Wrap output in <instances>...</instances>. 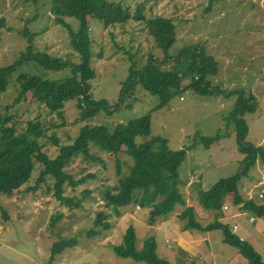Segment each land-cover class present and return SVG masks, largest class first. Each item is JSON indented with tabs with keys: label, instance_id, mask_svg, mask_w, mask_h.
<instances>
[{
	"label": "rangeland",
	"instance_id": "374dc122",
	"mask_svg": "<svg viewBox=\"0 0 264 264\" xmlns=\"http://www.w3.org/2000/svg\"><path fill=\"white\" fill-rule=\"evenodd\" d=\"M107 1L121 5L130 16L126 22L106 26L99 20H89L90 64L95 72L90 81V93L95 99H105L109 110L80 120L79 109L73 100L65 102L59 117L41 104L19 98L18 73L36 74L47 79H60L70 73L68 67L50 70L29 61L17 67L9 78L6 90L0 92V117H11L9 123L15 124L17 132L25 130L29 121L38 119L44 127L38 141L42 150L53 158L58 153L54 139H58L60 144L70 143L83 125L113 128L118 123L149 113L150 134L137 136L136 142L160 136L167 139L170 149H185L186 156L178 170L179 179L185 180V184H179L178 188L185 199V206H189L191 201L197 203L199 189H208L243 166L241 160L245 154L238 150L235 125L225 120L237 98L235 91L251 92L256 97L255 111L244 115L248 127L244 142L264 151V0ZM51 3L52 0H0V67L14 63L29 45L51 57L79 62V54L70 44L68 29L55 21ZM136 13L144 19L162 16L173 20L176 40L168 50L172 55L170 60L185 46L202 47L204 53L217 64V73L208 78L212 85L221 89V93L200 95L186 88L174 95L166 106L157 108V95L140 83L130 88L126 84L128 88L121 94L133 61L135 70H139L151 57L162 60L165 55L148 33L145 21L135 19ZM63 19L72 31L78 29L76 18ZM25 31L28 34L22 35ZM171 63L169 61L165 67H170ZM188 81L184 79L182 85L186 86ZM217 133L223 136L209 146L201 141V137ZM90 151L98 159L91 161L78 156L64 167L76 179L89 175L84 183L75 187L64 184L63 196L67 199L55 198L50 175L45 181L36 182L41 170L36 161L26 183L10 196H0V264H146L118 256L113 248L122 243L125 229L136 220L142 223H137L134 228L136 249H140L143 240L152 234L156 235L160 251H170L171 248L166 249L168 245L171 247L176 243L179 236L185 238L186 229L183 230L178 218L185 206L176 204L172 212L177 218L163 219L158 229L156 226L152 229V225L160 217L162 221L169 213L165 217H157L154 223L147 209L141 210L130 204L120 207V215H117L106 204L104 197L117 187L118 178L128 172L132 159L122 154L121 173L117 174L114 160L104 151L92 144ZM197 183L198 189L194 186ZM237 187L244 200L264 203V163L261 159L240 178ZM78 202L80 205L76 207ZM223 205L216 215L228 208H223ZM236 205L242 207V204ZM133 210L136 214H132ZM99 212L106 215L110 227L107 230L102 228L96 235H89ZM247 212V215L235 219L238 233L256 246L264 260V228H258L260 217ZM251 216L254 222L248 221ZM194 217L196 220L195 212ZM210 219L211 216L199 223L206 226L213 222H207ZM181 221L185 224V220ZM229 223L231 226V220ZM207 237L211 246L203 242L198 248L197 256L203 257L199 261L201 263L210 258V252L218 253L223 239L222 230H209ZM61 238L71 239L75 244L49 261L52 244ZM232 251L237 253L240 261L233 259L228 264H249L238 251ZM218 256L224 262L222 264H227V253L219 252Z\"/></svg>",
	"mask_w": 264,
	"mask_h": 264
},
{
	"label": "trees",
	"instance_id": "16d2710c",
	"mask_svg": "<svg viewBox=\"0 0 264 264\" xmlns=\"http://www.w3.org/2000/svg\"><path fill=\"white\" fill-rule=\"evenodd\" d=\"M51 12L57 23L67 27L70 44L79 54V62L73 63L68 59L51 57L34 50L29 45L14 63L0 67V92L6 90L10 76L15 73L19 65L32 61L50 70L68 67L70 73L60 79L18 73L16 82L19 86V98L28 99L30 103L41 104L59 117L62 116L65 102L73 100L79 109L80 120L90 118L99 111L109 110L105 99H95L90 93V81L95 76V72L90 64L89 20H99L104 26L126 22L130 17L127 9L107 0H52ZM64 17H74L79 21V27L75 32L70 29ZM135 19L145 21L148 33L156 46L163 49L165 55L162 60L151 57L139 70H135L133 61L129 67L127 79L121 87V94L128 87L140 83L150 93L157 95L159 99L157 108L166 106L174 95L186 88L200 95L221 93V89L212 85L208 78L217 73V64L204 53L202 47L185 46L179 49L170 60L172 55H169L168 50L176 40L175 25L171 18L156 16L144 19L142 15L136 13ZM27 34L26 31L22 33V35ZM169 61L172 62L170 67H165ZM184 79H189L186 86L182 85ZM235 92L237 98L225 120L235 125L238 150L245 154L241 160L243 166L235 174L219 179L208 189H199L197 200L203 208L218 211L221 209L224 198L232 195L233 204H242V210L262 217L264 203H257L253 199L244 200L237 187L240 178L247 174L258 159L264 163V151L258 146L244 142L248 130L244 115L255 111L256 97L251 92L246 93L242 90ZM10 120L11 117H0V196H10L26 183L36 161L41 165L36 182H43L50 175L53 180L55 198L67 199L63 196L64 184L75 187L84 183L89 175L76 179L67 173L64 167L78 156L91 161L98 159L90 151V144H92L114 160L117 174L121 173V155L127 154L132 159L128 172L118 178L117 187L114 191L107 192L104 197L106 204L117 215H120V207L135 204L139 207H149V218L154 222L157 217L174 211L176 204L186 205L183 194L178 188L181 183L178 170L185 159V149H170L167 139L160 136H150L140 143L135 140L137 136H149V113L118 123L113 128L105 125H83L70 143L60 144L58 139H54V143L58 146V153L53 158L42 150V145L38 141V138L43 135L44 128L38 119L29 121L22 132H17L15 124L9 123ZM221 136H223L221 133H217L214 136L201 137V141L209 146ZM79 205V202L75 204L76 207ZM4 216L6 217L5 212ZM178 218L185 220L183 229L203 231L221 229L223 242L237 248L249 264H264L260 253L252 244L233 234L227 224L215 220L202 226L195 220L192 206H185L178 214ZM94 226L89 231V235L98 234L102 228L109 229L110 223L106 221L104 213H98ZM69 240L61 238L52 244L49 261H52L66 247L75 244V241ZM113 248L118 256L131 258L134 261H143L146 264H171L157 255L153 236L145 238L142 247L136 249V233L132 225L125 229L122 243ZM188 264L198 263L191 261Z\"/></svg>",
	"mask_w": 264,
	"mask_h": 264
},
{
	"label": "crops",
	"instance_id": "0c3cea01",
	"mask_svg": "<svg viewBox=\"0 0 264 264\" xmlns=\"http://www.w3.org/2000/svg\"><path fill=\"white\" fill-rule=\"evenodd\" d=\"M180 182H181L180 184H182V186H183V184H185V180L184 181L180 180ZM194 186H196L197 189H198L199 184L198 183L194 184ZM194 189L195 188H193V190ZM241 196H242V194H241ZM243 196H245V195L243 194ZM244 198H246V197H244ZM188 204H189V206L193 207L194 212H195V216L197 218L196 220H198V222H200L204 218H207V217L211 216V219L208 220L207 222L216 220V221H218L220 223L227 224L229 226V228L232 227L233 225H236V229L233 231V233L236 236H238L239 238H241L243 241H247L246 238H244L242 233H238V228H237L238 224L235 222V219L247 215L248 212L245 211V210H242L240 205L233 204L232 199H231V195H227L225 197L224 204L227 205L228 208L226 210L222 209V213L220 215H216L215 214L218 211L203 208L198 202L195 203V202L191 201V204L190 203H188ZM136 207L138 209H141V210L142 209H147V214H149L150 208H141V207H139L137 205H136ZM172 213H173V215H170ZM132 214H136L135 210H133ZM174 216H175L174 212H171L166 217L164 216L165 218H162L161 219L162 221H160V218H161L160 217L159 219H157L155 221L156 223L154 222L155 224L152 225V229H153L154 226H156V229H158L159 226L162 224L163 219L167 218V219H172L173 220L174 218H177V217H174ZM121 218H124V217L121 216ZM229 220H231V222H232L231 226H230ZM258 220H259L258 228H259V230H261L262 228H264V216L258 218ZM179 221H180L181 226H183L184 222L181 221V220H179ZM248 221H249V217H248ZM137 223H140V225L142 224L141 222H139V220H136L135 222H132V224H131L133 226V228L136 229ZM204 224L205 223H203L201 225H204ZM184 232H187L186 235H185V238H184V236H179L178 237V241L176 243H173V245L171 247L168 245V247L166 249L171 248L170 251H160V250H158V244H157V241H156V239H157L156 235L152 234L151 236H153L154 239H155L156 252H157L158 256L168 260L171 264H188L191 261H194V262H196L198 264H222L224 262H222V259L219 258V256H218V253L222 252V254H226L227 253L228 260L225 261V263H227V264L229 262H231L233 259L235 261H237V262L240 261L238 259V257H237L238 256L237 253L232 251V250L238 251L237 248H235L234 246H231V245L223 242V240H222L221 241V246H219V248H218V253L210 252L209 255H208V256H210L209 259H205V262H203V263L199 262V261L203 260V257L201 255L197 256L198 255L199 246H201L203 242L207 246H209V247L211 246L210 245V241H209V239L207 237V234H208L209 230L208 231H198L196 229H186V230H184ZM195 232H199V233H195ZM248 242L250 244H252V246L257 250L256 246L253 243H251V241H248ZM197 258H198V260H197ZM237 262H235V263H237Z\"/></svg>",
	"mask_w": 264,
	"mask_h": 264
},
{
	"label": "built area",
	"instance_id": "2783aa9c",
	"mask_svg": "<svg viewBox=\"0 0 264 264\" xmlns=\"http://www.w3.org/2000/svg\"><path fill=\"white\" fill-rule=\"evenodd\" d=\"M261 194H262V193H261ZM261 194H260V195H261ZM226 207H227L226 205H223V208H226ZM249 221H250V222H254V217H252V216L249 217ZM235 229H236V225H233V226H232V232H233Z\"/></svg>",
	"mask_w": 264,
	"mask_h": 264
},
{
	"label": "clouds",
	"instance_id": "9594fccd",
	"mask_svg": "<svg viewBox=\"0 0 264 264\" xmlns=\"http://www.w3.org/2000/svg\"><path fill=\"white\" fill-rule=\"evenodd\" d=\"M223 204H224V201H223ZM225 205V204H224ZM227 206V205H226ZM230 231L232 232V227H230ZM233 233V232H232ZM234 234V233H233ZM241 239V238H240ZM242 240V239H241Z\"/></svg>",
	"mask_w": 264,
	"mask_h": 264
}]
</instances>
